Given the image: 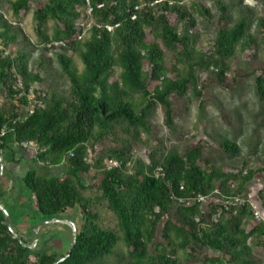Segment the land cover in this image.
Listing matches in <instances>:
<instances>
[{
  "label": "trees",
  "instance_id": "trees-1",
  "mask_svg": "<svg viewBox=\"0 0 264 264\" xmlns=\"http://www.w3.org/2000/svg\"><path fill=\"white\" fill-rule=\"evenodd\" d=\"M34 1L10 0L8 7L17 17L27 12ZM87 1L88 5L84 0H47L32 12L34 30L45 44L43 53L61 52L56 54V61L69 84L66 95L32 89L33 84L42 81L40 76L28 71L26 54L12 56L9 50V45L17 39L10 28H18L19 23L0 24V91L4 93L0 106V152L6 151L5 159L11 163H16V151L28 149L33 153L31 168L20 180L15 181L2 166V175L11 180L10 188L15 191L10 198L16 201L26 195L29 200L32 198L35 211L46 220L57 219L74 208L79 209L81 216L70 254L66 257L67 251L55 258L45 252L37 254L29 243L13 238L11 217L0 210V264H105L119 241L129 250L130 259L124 264H182L175 255L178 251L185 253V262H220L219 257H208L201 251L204 249L231 264L247 263L245 258L250 250L247 235L264 239L263 225L255 223L245 233L243 220L253 218L249 204L229 205L227 210L222 204L238 196L257 172H264V162L257 171L244 169L232 173L225 165L203 160L200 145L190 146L181 153L168 151L158 157L150 154L148 164L135 160L131 175L125 171L130 162L125 148H109L104 154L98 153L93 166L86 161L91 156L90 151L86 152L87 144L102 140L116 127H127L126 132L137 129L149 133L146 117L156 104L163 107L165 123L171 126L168 97L181 96L188 85L200 96L195 88L193 68H204L223 84L224 73L228 71L226 60L237 47L244 49L255 44L246 34L247 17L241 15L225 26L229 21L228 7L216 1L220 14L217 28L211 51L202 55L195 49L194 18L185 5L186 0ZM192 7L201 17L211 19L208 9L201 4L193 3ZM169 14L176 17L179 29L168 22ZM48 22L52 23L49 35L44 31ZM79 22L88 23V27L79 26ZM258 26L259 43L264 50V18L259 19ZM146 30L151 42L146 41ZM76 33L80 34L79 38L75 37ZM162 48L175 55L170 70L176 79L167 78ZM62 52L78 56L83 65L80 74ZM42 61L41 56L39 65ZM179 65L186 67L182 76ZM210 66L214 69L209 70ZM114 68L118 75L110 82ZM152 83L157 84L149 87ZM254 89L258 99L264 100L263 80L259 76L254 79ZM30 93H34L35 102L41 105L28 113ZM133 93L138 94L137 101ZM23 142L34 143L36 151L23 148ZM218 147L227 155L238 154L237 145L227 139H221ZM106 159L120 165L100 169ZM38 166L44 168L42 173L38 172ZM91 166L101 171L89 189L100 192L101 199L116 217L120 239L98 224V217L89 210L90 200L83 197L87 188L83 176L91 177ZM215 193L221 197V205L212 203ZM198 197L204 201L198 202ZM4 199L0 182V201ZM258 199L264 212V194L259 193ZM206 203L209 205L203 212L201 205ZM174 205L176 208L163 224L164 243L156 245L152 242L156 228ZM218 208L220 216L213 222L212 216ZM147 247L152 250L150 253Z\"/></svg>",
  "mask_w": 264,
  "mask_h": 264
},
{
  "label": "rangeland",
  "instance_id": "rangeland-1",
  "mask_svg": "<svg viewBox=\"0 0 264 264\" xmlns=\"http://www.w3.org/2000/svg\"><path fill=\"white\" fill-rule=\"evenodd\" d=\"M10 0H0V24L4 26L19 23L18 28L11 26L10 33L17 34V39L9 45L12 56L20 53L26 54V67L30 73L40 76L41 82L32 85V89L43 90L46 92L55 91L62 95L68 94L69 84L63 76L60 67L56 61V54L61 53H43L44 45L37 36L34 28L35 23L32 19V12L41 7L47 0H35L29 5V10L20 13L14 17L11 13L8 2ZM219 1L228 7L229 21L224 25H230L241 15L247 17L246 34L250 35L255 44L251 47L240 49L237 47L232 56L226 60L228 71L224 73V83L219 84L214 77L208 75L207 71L201 67L193 68V79L196 85V91L200 96H196L191 86H187L181 96L171 94L168 101L171 107V126L165 123L164 109L156 104L154 109L147 114V121L150 125V132L143 133L140 130H129L126 132L116 127L113 133L106 135L102 140L96 143L87 144L86 152L90 151L91 156L86 157L89 165L94 163V156L98 153H105L107 149H122L128 151L130 162L126 164L125 171L131 175L136 167L135 160H140L148 164L150 154L155 157L165 155L168 151L181 153L184 149L200 145L202 150V159L214 165H225L232 173H239L250 169L257 171L263 166L264 162V100L258 99L254 89V79L259 76L263 80L264 86V50L259 43L258 21L264 18V0H186L185 5L191 16L194 18L192 33L195 36V49L202 55H208L212 47V39L217 28L219 12L215 3ZM193 3L201 4L208 9L211 19H205L199 15L197 9L192 7ZM168 22L179 29V24L173 14L167 15ZM52 23L48 22L45 33L50 34ZM147 42H151L152 37L145 31ZM162 63L168 69L167 78L176 79V74L171 72V66L174 64L175 55L162 48ZM68 56L77 73L83 71V65L78 56L71 52H62ZM44 57V61L39 65V57ZM179 74L182 76L186 72V67L179 65ZM144 71H148L146 65ZM214 69L210 66L209 70ZM118 70L114 68V74L110 78L115 81ZM19 84V82H18ZM153 84H149L151 87ZM20 85V84H19ZM30 101H35L34 93ZM132 97L138 100V94L133 93ZM4 93L0 91V106L3 103ZM137 133V135L135 133ZM221 139H227L237 145L238 154L230 156L219 149L218 143ZM2 153V152H1ZM0 163L3 164V157L7 153L4 151L1 155ZM2 157V158H1ZM90 157V158H89ZM109 160L101 163L100 169H106ZM120 165L118 161L115 162ZM91 166V177L83 176V183L86 190L83 197L90 200L89 210L98 217V224L106 230L113 232L119 239L121 233L117 225V220L106 201L100 197V192L95 189H89V186L99 179L100 169ZM2 168V167H1ZM22 169V168H21ZM20 169V170H21ZM61 175L60 178H63ZM1 187L4 190L6 199L0 201L3 208V214L11 217L13 238L23 239L35 253L45 252L55 258L64 256L72 242V228L75 229L80 224L79 209L67 210L59 215L57 219L46 220L39 215L35 209L32 198L28 196L20 199H11L15 191L11 190V183L0 174ZM264 194V172H257L244 189L237 196L242 205L249 204L252 213L257 212L264 217L261 209L258 194ZM9 197V198H8ZM212 203H218L217 193L212 197ZM230 200L226 203L228 206ZM208 203L201 205V211L206 212ZM224 206V204H222ZM176 205L172 208L168 216H165L159 226L156 228L152 242L162 245V228L166 220L171 216ZM257 222L253 218L243 220L242 229L248 234L250 229ZM11 226V225H10ZM255 235H247L246 244L249 247V255L245 258L247 263L238 262L236 264H264V239H254ZM257 241H260L257 244ZM150 247V246H148ZM147 247V248H148ZM152 250L148 248L150 253ZM208 257H219L217 264H231L226 259L218 256L217 253L207 252ZM188 253V250H187ZM176 257L182 264H201L200 261L185 262V253L178 251ZM129 250H127L121 241L118 242L112 255L106 257L105 264H124L129 260ZM35 261L34 257H31ZM234 264V263H233Z\"/></svg>",
  "mask_w": 264,
  "mask_h": 264
},
{
  "label": "built area",
  "instance_id": "built-area-1",
  "mask_svg": "<svg viewBox=\"0 0 264 264\" xmlns=\"http://www.w3.org/2000/svg\"><path fill=\"white\" fill-rule=\"evenodd\" d=\"M84 1H85L86 5H88V1L87 0H84ZM78 25L79 26H84L85 28L88 27V23L83 24V23L79 22ZM79 35L80 34L76 33L75 37L79 38L80 37ZM29 97H32V94L28 96L29 102H28V106H27L26 110L28 111V113H31L33 108L39 107L41 105V102H39V101H36V102L33 101L32 102V101H30ZM21 146L23 148H32L34 151H36V149H37L36 146L34 145V143H32V142H23V143H21ZM116 167H117V164L114 161H109L106 169H111V168H116ZM197 201L198 202H202V201H204V199L201 198V197H198ZM229 205L240 206V205H242V202H241L240 198H238L236 196L230 201V203H228V206ZM228 206L224 205L223 209L227 210ZM220 213H221V209L218 208L216 210L215 214L212 216V221L213 222H215L218 219V217L220 216ZM253 216H254V218H255V220L257 222H261V224L263 225V228H264V217L259 215L257 212H253Z\"/></svg>",
  "mask_w": 264,
  "mask_h": 264
},
{
  "label": "crops",
  "instance_id": "crops-1",
  "mask_svg": "<svg viewBox=\"0 0 264 264\" xmlns=\"http://www.w3.org/2000/svg\"><path fill=\"white\" fill-rule=\"evenodd\" d=\"M14 153H15L14 159L16 160V163L8 162L4 157L2 159L3 160L2 166L5 167V169L9 171L10 175L14 178V180L17 181L20 180L23 177L24 173L31 168L32 165L31 160L33 158V153L28 149H26L25 151L24 150L16 151ZM37 168L39 173H42L44 171V168L40 166H38ZM8 181L11 183L10 179H8Z\"/></svg>",
  "mask_w": 264,
  "mask_h": 264
},
{
  "label": "water",
  "instance_id": "water-1",
  "mask_svg": "<svg viewBox=\"0 0 264 264\" xmlns=\"http://www.w3.org/2000/svg\"><path fill=\"white\" fill-rule=\"evenodd\" d=\"M1 167H2V164L0 163V174H1ZM0 210L3 212L4 210H3V208L0 206ZM5 214V213H4ZM75 236H76V231H75V229L74 228H72V237H73V239H72V242H71V244H70V246H69V249H68V253H67V255H66V257L70 254V252H71V250H72V248H73V244H74V241H75ZM63 260V258L62 259H60V261H62Z\"/></svg>",
  "mask_w": 264,
  "mask_h": 264
}]
</instances>
